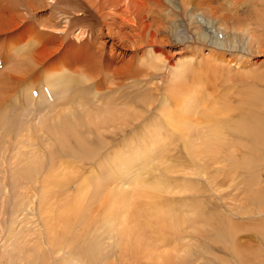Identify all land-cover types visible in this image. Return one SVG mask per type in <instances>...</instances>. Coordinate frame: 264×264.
<instances>
[{
    "label": "bare ground",
    "instance_id": "obj_1",
    "mask_svg": "<svg viewBox=\"0 0 264 264\" xmlns=\"http://www.w3.org/2000/svg\"><path fill=\"white\" fill-rule=\"evenodd\" d=\"M203 1H5L6 7L0 8L7 13L0 19L5 27L0 31H14L20 24L36 27L39 35L57 42L54 52L63 51L65 62H55L62 68L60 71L53 68V74L44 73L46 90L31 92L34 98L41 96L28 107L40 115L36 119L39 115L33 113L32 123L28 115L15 111L16 103H4L6 97L3 102L0 95V264H141L125 253L135 247L147 262L144 264H191L201 258L194 248L209 253L203 240L223 246L230 258L243 264L240 248L246 242L240 235L249 234V230L253 233L254 227L258 230L264 222L263 216L255 217L256 213L264 215V185L260 186L264 183L260 180L264 173V103L246 81L238 83L240 86L232 84L238 88L234 97L246 107L238 106L234 119L226 121V104L208 107L198 103L202 83L196 70L198 64L192 60L172 63L167 47L177 44L173 19L178 14L174 10L183 15L189 27L197 29ZM205 1L208 4L211 0ZM225 1L229 14L215 18L216 30L226 27L227 35H234L233 39L241 34L254 39L259 47L264 46V0H235L240 6L244 3L245 18L238 17L233 0ZM40 2L43 8L50 9V16L35 24ZM205 13L214 16L213 11ZM165 21L170 22L171 29ZM218 37L215 44L221 45V53L233 49V39H227V46ZM73 38L78 44L74 43L71 51L66 41ZM83 42L97 46H85L90 51L80 60L77 52ZM119 48L133 54L118 52ZM104 50L107 58L101 53ZM11 51L2 55L14 59ZM195 52L190 54L192 58ZM117 55L121 57L112 62ZM125 55L131 56L127 62ZM136 56L140 58L137 62ZM210 57L221 64L226 62L222 56H209L210 63ZM44 59L41 53L31 56L26 51L19 69L11 68L16 74L23 70L29 75V70ZM220 70L226 75L231 72L228 66ZM12 77L5 78L4 84L15 80ZM11 96L16 99L13 93ZM196 110V119L201 121L198 128L193 119ZM224 132L238 133L249 143L241 147L237 145L242 142L224 143ZM175 143H180L182 153L172 159L166 153L176 151ZM234 149L249 153L240 161L226 159L229 169L245 173L243 193L237 197L239 211H230L236 218L231 219L216 204L206 205L198 184L189 178L202 180L215 164L213 160L198 159ZM45 212L47 215H42ZM26 219L33 220L28 233L34 240H28L23 233L21 224ZM257 256L249 259H258ZM220 257L214 261L228 264L226 258ZM245 259L246 264L251 263Z\"/></svg>",
    "mask_w": 264,
    "mask_h": 264
},
{
    "label": "rangeland",
    "instance_id": "obj_2",
    "mask_svg": "<svg viewBox=\"0 0 264 264\" xmlns=\"http://www.w3.org/2000/svg\"><path fill=\"white\" fill-rule=\"evenodd\" d=\"M1 1H4V3H5L6 0H0V4H2ZM232 2H233V4H235V3L237 4L238 1L233 0ZM6 3L4 5L3 4L0 5V8L4 9L6 7L5 6ZM41 3L42 2H40L38 4L39 8L37 9V11L34 15L35 24L43 23L42 21L46 20L50 16V9L43 8V4H41ZM242 5H244V3H241V6ZM245 5H246V3H245ZM239 6H240V4L239 5L237 4L236 14H238V17L239 16L244 17L246 15V7H244V6L239 7ZM242 8H244V9L242 10ZM41 10H43V11L41 12ZM207 11H213L214 16H212V15L210 16L209 14H206L205 12H207ZM232 11L235 12L234 10H232ZM4 12L6 13L5 10H4ZM4 12L2 10L0 11V19H2L3 17H6L7 13L5 14ZM174 12H175V14H178V18L173 19V20H175V26H176V35H175L176 41H174V42H176L177 44L174 46L167 47V50H169L170 54L172 55V63H175L177 60H179L180 62H187V61L192 60L196 64H198V66L196 65V68H197L196 70H198V73H199L198 79L200 80V83L202 82L201 85H199L200 88H199V91L197 92L198 98H199L198 103L206 104L208 107H210L214 103H218L220 107H223L224 104H226L228 107H225V112H223L225 114L224 118L226 119V121L233 120L235 115H236L235 109L240 105L243 107H246L245 105L241 104L244 102L239 101V103H238L239 99L234 97L235 91H237V89H238V88L236 89L237 85L240 86V84H238V83L244 82V81H246L244 83H246L248 86H251L252 91L257 94V96L261 100L260 103H264V46L259 47L258 43L254 39H251V38L249 39V37H247V36H241V34L235 35V39H233L234 35H232V34L230 36L227 35L228 34V28L225 27L221 31V29L216 30L217 27L216 28L214 27L216 24V21H215L216 17L220 19L221 17L228 16V14H229L228 13L229 11H227V7H226V1L225 0H211L210 3L207 4V2L204 0L201 4V14L198 15V21H200V22L197 24L198 25L197 29L191 28L192 26L189 27L188 22L184 19L183 15L178 13L179 11L174 10ZM41 18L43 20H41ZM0 21H1L0 22V29H2L5 26L2 23V20H0ZM164 24L168 28L171 29L170 22L165 21ZM24 25H26V26H23L22 24H20L19 26L16 27L17 29L14 28L15 29L14 31H13V29L10 31L6 30L4 32L0 31V59H2V60H0V72L2 71V73L0 74L1 75L0 80H2V82L0 81V84L1 83L3 84V86L2 85L0 86V90H1L0 95L3 98L0 96V99L2 98L1 101H3V99L6 97V100H4L5 102L3 101L4 103H16V105H15L16 110L15 111L20 113V114L28 115L29 117H27V118H28L29 122H31V120L33 122L34 114L37 113L39 115V113L37 111H34V112L29 111L30 109H28V107L30 108V104L37 103L39 101V98L41 97V96H38V94H37L36 97L34 98L33 93H37L38 90H39L38 93L43 89L46 90L45 81L43 80V77L45 75L44 73L46 72V74L47 73L53 74V72H52L53 68L54 69L58 68V70L59 69L61 70L62 68H60V65L65 62V60H64L65 58L62 57V54H64L63 51L60 53H57L58 51L54 52V50L57 47L56 46L57 42L54 39H48L47 37H44L43 35H39L38 32L36 31V29H37L36 27L31 28V26L28 24H24ZM29 26L31 29L28 28ZM25 27L30 31L27 32ZM92 27H93V24H92ZM95 27L97 28V26H94L93 28H95ZM11 32H13V33H11ZM36 32H37V34H36ZM7 34H10L9 36H11V37H7L8 36ZM32 35L34 37H31ZM217 35L219 36L218 41H220L221 43L223 42L227 46L230 45V43H229V41H227V39L228 38H229V40L233 39L234 43L231 44L233 49L232 50L230 49L229 52H227V53H221V51H219V48H221V45H220V47H218L219 46L218 42L215 44V42H216L215 37H217ZM191 37L193 39H191ZM38 39H40L39 40L40 42L37 41ZM34 40H36L35 41L36 44L34 43ZM52 40H54V44H53ZM191 40H194V41H191ZM76 41L77 40L75 38H73V41L67 40L66 41V43H67L66 47L72 51V47L75 46V44H78V43H76ZM171 41H173V38H171ZM188 41H191V43H189ZM71 42H73V43H71ZM50 43H51V45H49ZM10 44H12V45H10ZM68 44H69V46H68ZM88 44L89 43L83 42L82 43L83 46L81 47V51L77 52V56H79L80 60L82 59L83 54H85V57H86V53H89L90 50H88L85 46L90 47V46H92V44H89L90 46ZM4 45H6L7 47ZM15 45H16V47H15ZM94 45L97 46L96 44H94ZM94 45L92 46V48L95 47ZM39 46H42V47H39ZM4 47H6V48H4ZM10 47H11V49L9 50L8 48H10ZM186 47H188V48H186ZM189 47H192V49ZM13 49L15 50V52L13 51ZM190 49L192 50L191 53L189 52ZM16 50H18V52ZM4 51H6V52H4ZM10 51L14 55V59H13V57H12V59L6 57L8 55L7 52H10ZM26 51H30L31 56H32V54L35 55L37 53H41L42 57L46 58V61L44 59V61H42L43 63L39 62V64L37 66L35 65L36 68H35V66L33 67L34 70H33V68H31L32 71H34V72L29 70V75H28V72L23 71V70H20L19 74H16L15 71L17 69H19L22 56H23L24 52H26ZM2 52L5 53L4 55H6V56L2 55L3 54ZM20 52H21V55H20ZM118 52H123V53L130 54V55L133 54L129 51H124L120 48L118 49ZM192 52L196 53V57L195 56H194V58L191 57ZM49 53L52 55V57H51V55H49ZM101 53L104 54L103 56L105 58L106 51L104 50ZM17 54L19 55L20 58H18ZM209 56H214V57L222 56L224 61H226V62H224V64H221V63L215 61L212 57H210V59L213 61V62L211 61V63H210V62H208ZM120 57H121V55H117V57L115 59H113L112 62L117 61V59ZM130 57L131 56H129V55H125L124 61L127 62V60ZM5 58H7V60L10 59L11 62L7 61ZM47 58H49V59H47ZM52 58H53V60H52ZM106 58H107V56H106ZM137 58H138V56H136V58H135L136 62L140 59L139 58L137 60ZM61 59L63 60V62ZM16 61L19 64H17ZM55 62L56 63L59 62L60 65L55 64ZM8 65H10L9 66L10 71L8 70L9 74L6 73L7 69H9V68H7ZM11 65H13V66H11ZM14 66L16 67L15 71H13L14 69L12 70V68ZM45 66H47V67H45ZM116 66H119V64H117ZM225 66H228L230 68L231 72L227 73L228 75H226L222 70H220V68L223 69V67H225ZM37 67H38V70H37ZM201 67H202L203 71L201 70ZM215 68L218 69L220 72L216 71ZM254 68L257 70H253ZM3 69H5V70H3ZM206 69H207L208 74L205 71ZM11 70L13 71V73H11ZM35 70H37V72H35ZM41 70H43V71H41ZM3 71L5 72V75L7 77H5ZM47 71H49V72H47ZM221 72L224 75L222 74V77H219V75H221ZM21 73L22 74L24 73L23 74L24 76L23 75L21 76ZM37 73H38V76H37ZM13 74H14V76H13ZM40 76H42L41 77L42 81H40L41 80ZM103 76H105V75L101 74V77H103ZM11 77L14 78L15 80L12 79V81H10V83H9V81L5 82L6 84L9 83V84H7L8 86L6 84H4L3 80L5 78L8 80V78H11ZM22 77H24L25 80ZM201 77H203V78H201ZM213 77L215 78V81H214ZM18 78L19 79L21 78L20 83L18 82L19 81ZM30 79H31V81H30ZM208 79H209V82L207 81ZM217 79H219L221 81H219V80L217 81ZM15 81L22 86L17 85V83ZM157 81H158V79H157ZM21 82H22V84H21ZM218 83H220L221 85ZM31 84H32V86H31ZM232 84H237V85H234V87H232L233 86ZM4 86H7L8 90ZM11 86L15 87V88L11 89ZM38 86H41V88H39ZM2 87H4V89ZM35 88H38V89H35ZM10 89H11V91H10ZM14 91H15V93H17L16 96H15ZM32 91H33V93L31 94ZM11 93H13V95L16 97V99L11 96ZM18 93L19 94L22 93V94L19 95ZM4 94H6V96H4ZM23 94H25V97ZM45 94H47V93H45ZM7 99H9V100H7ZM49 99H50V97H49ZM10 100H11V102H10ZM26 100H27V102H26ZM1 101H0V103H3ZM18 101H19V106L17 105ZM26 104L28 106H26ZM258 112L260 114H262V111L260 109H258ZM12 113H13V111H12ZM29 113H32V114H29ZM42 114H44V112ZM198 114H199L198 110H196L193 114V119L197 121V123H196L197 127H195V128H198V124L201 122L200 120L196 119V116H198ZM38 118H40V115L36 119H38ZM36 119H35V121L37 122ZM37 128H38V126H37ZM223 138H225L224 143L227 140L232 142V144H234V145H237L236 143H238V142H242V143H239L237 145L239 147H241L242 145H245L246 143H249L247 141L242 140L240 138V135L238 133H234V132H224ZM243 142H245V143H243ZM174 145H176V148H177L176 151L175 150L172 151L170 149L169 153H166L167 156L169 158H172V159L179 156L182 153V150L179 147L180 143H175ZM245 153H249V152H247L245 149L226 150L224 152L221 151V152L213 153L211 155H207L205 160L204 159H198L201 162H206L207 160H213V161H215V164L213 165V168L210 171V174L207 177H203L202 180L198 181V178L197 179L195 178V180H194V178H189V179L193 180V182H196L198 184V188L202 192V200L205 202L206 205L209 206L211 204H216L231 219H236V218L231 216L230 211L232 212V214H235L239 211L238 209H239L241 203L238 202L239 198H237V197L243 193L242 182H243V179L245 177V173L243 170L229 169L227 166V163H226V159H227V157H231L234 160L240 161L244 158H247V157H244ZM166 154H165V157L168 158L166 156ZM181 156H183V155H181ZM207 167L209 169L208 165H207ZM259 167H260V163H258L254 167L256 169V172L259 170ZM219 171H220V173H219ZM137 172H139V171H137ZM260 177H261L260 178L261 181L264 180V173L261 174ZM180 178L185 179L184 177H180ZM130 183H131V181H130ZM262 185H264L263 182L260 184V186H262ZM42 215H47V213L45 212ZM261 216H263L262 219L264 221V215H262V214L260 215L259 213H256V215H255V217H257V218H259ZM32 221L33 220L26 219L24 221V223L21 224L23 227V233L27 234L28 240H34V238H35L34 236H31V233H28V229H31V227H32L31 226ZM239 221H240V218H239ZM262 223L263 224H260V227H259V229H261V230H259V229L257 230V229H255L256 227H254V230H252V231H254L253 232L254 234L250 233L251 230H249V232H248L249 234H246L247 232H245V234L240 235L241 241L242 242L244 241L246 243L248 242L247 244L249 245V246H247L246 243H245V245L242 244L241 246H243V247L240 249H243L244 251L243 250H241L242 252L239 251V253L241 252L240 255L243 258L242 260L245 261V262L240 261L243 264H246L245 258H248V261L251 262V263L247 262L248 264H253L254 259L250 260L249 258H254V257L256 258L257 254H258L257 258L258 257L259 258L255 259L254 262L256 261L255 262L256 264H258V263L262 264L264 262V256H262V255H264V248H263L264 244H262L264 241V239H263L264 238V235H263L264 228L261 227V225L264 226V222H262ZM259 231L261 232V236L263 237V238H261V240L259 239L260 235H258L260 233ZM257 232H259V233L256 236ZM257 237L261 243L259 242L258 239H256ZM185 239H188V238H185ZM192 241H193V243H195L194 240H192ZM249 241L251 242L252 245L249 244ZM254 243L256 244V246H254ZM203 244L206 245L205 247L208 248L209 253L206 252L205 250H200L198 248H194V251L196 253L200 254L201 258L198 261L193 262L191 264H206V263L207 264H221V262H219L218 259H216L217 262L214 261L215 257H217V256L218 257L221 256L220 258H226V260H228V264H239V262L237 263V261H235L234 259L229 257V255L227 254V251L225 250V248L223 246L217 245L210 240L209 241L203 240ZM244 246H247V247L245 248ZM259 246H260V248H259ZM261 247L263 248V250ZM246 249H249V250H246ZM255 250L257 251V253H255L256 252ZM223 251H225V252H223ZM125 253L130 258H137V260L141 264L147 263L143 259L140 258V256H139L140 252L136 249V247H135V249H131V251H125ZM243 254L245 255V257L243 256ZM252 255H255V256L253 257ZM203 259H205V260H203ZM260 261H262V263H260ZM153 264H155V263H153Z\"/></svg>",
    "mask_w": 264,
    "mask_h": 264
}]
</instances>
